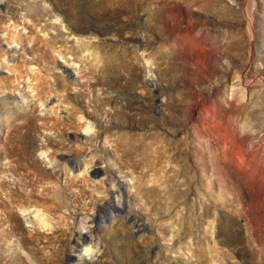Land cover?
I'll return each mask as SVG.
<instances>
[{
	"label": "rangeland",
	"instance_id": "rangeland-1",
	"mask_svg": "<svg viewBox=\"0 0 264 264\" xmlns=\"http://www.w3.org/2000/svg\"><path fill=\"white\" fill-rule=\"evenodd\" d=\"M0 59V264H264V0H0Z\"/></svg>",
	"mask_w": 264,
	"mask_h": 264
},
{
	"label": "bare ground",
	"instance_id": "bare-ground-1",
	"mask_svg": "<svg viewBox=\"0 0 264 264\" xmlns=\"http://www.w3.org/2000/svg\"><path fill=\"white\" fill-rule=\"evenodd\" d=\"M5 60V59H4ZM0 61H1V59H0ZM4 62V61H3ZM1 66V65H0ZM61 67L63 66V65H60ZM62 68H64V66L62 67ZM64 70H66V67L64 68ZM61 81H64V78H62L61 79ZM93 129V128H92ZM91 129V126H87V128H86V132H89L90 133V130H92ZM45 153V152H44ZM43 153V154H44ZM75 168V167H74ZM94 171H95V173L97 172V171H99V169H97V168H95L94 169ZM111 189H112V194L113 195H115L116 197H119V199H117V204L119 205V206H124L125 204L123 203V201H121V196H122V192H123V186H122V184L121 183H116L115 182V180L114 181H112V183H111ZM36 215H37V217H41V216H39V212H37L36 213ZM34 220V219H33ZM41 221H42V219H40ZM30 222V221H29ZM83 237V236H82ZM96 249V248H95ZM91 250V247L90 248H88V249H86V253H88L89 251ZM85 258V257H84ZM85 260V259H84Z\"/></svg>",
	"mask_w": 264,
	"mask_h": 264
}]
</instances>
